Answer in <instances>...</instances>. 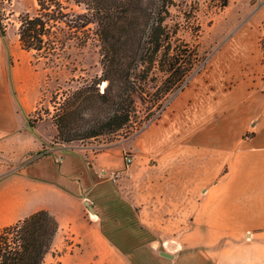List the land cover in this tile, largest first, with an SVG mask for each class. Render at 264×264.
I'll return each mask as SVG.
<instances>
[{"label": "rangeland", "instance_id": "obj_1", "mask_svg": "<svg viewBox=\"0 0 264 264\" xmlns=\"http://www.w3.org/2000/svg\"><path fill=\"white\" fill-rule=\"evenodd\" d=\"M176 3L185 6V0H176ZM213 3L214 0H186L187 8L197 14L194 19L201 24L202 30L199 35L193 33L197 23L192 19L191 23L185 24L181 36L193 47L196 46L199 56L194 60V69L164 101L167 108L183 89L196 86V79L191 80L196 73L201 72L199 76L205 81L201 87L203 91L198 89L202 100L198 108H190L192 111L189 115L201 118L205 134L200 138L201 141L192 142L191 138L195 137L190 135V131L195 126L192 122L188 123V143L177 147L168 158L157 161L134 149L135 135L128 137L125 134L106 132L70 142L58 138L56 114L61 99L102 75L101 46L95 34L96 23L89 24L88 33L84 36L88 34L90 37H86L85 44L80 43L81 39H71L59 59H50L33 50L23 49L17 34L19 14H34L37 1L0 0L6 14L4 23L7 35L4 43L6 70L10 78L8 86L12 95L23 96L31 106L28 116L31 123H39V128L52 136L51 140L64 146L88 148L92 155L113 151L120 158V163L114 168L119 173L116 178L112 177L111 171H107L104 176L95 169H81L78 165L64 171L66 180L84 183L86 193L97 201V209L89 210L86 214V221L90 225L82 232L76 233L71 227H67L57 234L53 249L46 256L47 262L114 263L99 254L100 245L94 235V229H97L101 236L103 234L110 237V241L114 243L111 247L123 257L122 260L117 257L121 264H264L262 237H254L252 241L243 236L234 239L229 230H226L223 232L224 237L214 241L212 245L193 239L196 198L199 197L202 186L217 179V174L213 173L210 166L213 161H217L216 156L218 163L222 164L220 152H225L222 144L224 140L219 137L223 134L221 127L212 131L214 136L220 138V142H207L211 138L206 136L211 133L208 131V124L210 121L216 124L225 120L226 107L223 101L226 98L225 92L231 89L233 81L225 77L228 72L225 57L221 55L216 63L215 59L209 60L219 54L217 52L244 24L260 19L259 26L264 28V2L260 6L257 0H229L224 8L213 7ZM180 8L172 7L171 22L183 20ZM78 9L81 10L80 7ZM162 75L159 73L158 84L162 81ZM218 75L220 77L215 78ZM105 86L106 82L100 84L101 91ZM212 89H217V94ZM90 113L87 106L82 107V115L76 121V126L79 127L77 130H83L81 128L88 124L92 118ZM20 114L23 118L22 110ZM141 116L142 121L138 120L135 127L144 122L146 127L154 122L145 119V114ZM248 135L250 133L246 134ZM126 152L136 155L130 165L124 160ZM57 166L60 167V163ZM92 213H96L97 217ZM203 241L206 243V240ZM160 251L169 252L174 258L162 256Z\"/></svg>", "mask_w": 264, "mask_h": 264}, {"label": "crops", "instance_id": "obj_2", "mask_svg": "<svg viewBox=\"0 0 264 264\" xmlns=\"http://www.w3.org/2000/svg\"><path fill=\"white\" fill-rule=\"evenodd\" d=\"M258 21L240 27L219 54L209 60L215 59L216 63L221 55L225 57L228 70L225 77L233 81L223 101L225 120L208 124L211 133L206 136L211 138L207 142L217 143L219 137L223 138L225 152H220L222 164L216 156L217 161L210 166L217 179L202 186L196 198L193 239L200 243L212 245L224 237L226 230L234 239L264 238V49L261 45L264 28ZM6 69V48L0 36V228L47 209L59 221L58 233L67 227L82 232L90 225L86 221L90 210L86 202L95 211L97 201L86 193L84 183L66 180L64 171L78 165L81 169H95L99 174L103 170L112 172L120 158L113 151L92 155L88 148L64 146L51 140L52 136L40 129L39 123H30L28 116L32 108L24 97L12 95ZM200 74L196 73L198 77L195 75L191 80L196 79V86L178 93L154 122L135 135L134 149L149 159H166L177 147L188 143L187 124L191 122L195 126L194 130L189 128L190 135L195 137L191 141L202 140L205 132L201 118L189 115L190 108H198L202 100L198 89L205 81ZM212 91L217 94V89ZM216 127L223 131L219 137L212 132ZM247 133L250 135L246 136ZM35 155L38 156L27 160ZM94 235L100 245L99 254L114 262L111 264H121L117 257L120 260L123 257L111 247L114 243L110 237L101 236L97 229Z\"/></svg>", "mask_w": 264, "mask_h": 264}, {"label": "trees", "instance_id": "obj_3", "mask_svg": "<svg viewBox=\"0 0 264 264\" xmlns=\"http://www.w3.org/2000/svg\"><path fill=\"white\" fill-rule=\"evenodd\" d=\"M36 1L34 14L23 12L18 16L17 34L23 49L59 59L71 39L87 42L90 36L84 35L92 22L96 23L95 34L101 46L102 75L59 102L56 127L58 138L65 142L106 132L136 135L144 128L145 122L135 127L138 120L142 121L141 115L150 121L157 118L166 108L168 94L195 67L198 49L181 36L185 24L197 16L187 8L186 0L184 7L176 0ZM228 3L214 0L213 7L224 8ZM174 6L181 7L183 20L171 22ZM5 15L0 5L2 38L7 35ZM201 30L197 23L193 33L199 35ZM261 45L264 49V36ZM159 73L163 74L160 84ZM103 82L106 86L101 91ZM83 106L90 109L92 118L83 130H77ZM59 227L53 213L40 209L0 228V264H58L47 262L46 256Z\"/></svg>", "mask_w": 264, "mask_h": 264}, {"label": "built area", "instance_id": "obj_4", "mask_svg": "<svg viewBox=\"0 0 264 264\" xmlns=\"http://www.w3.org/2000/svg\"><path fill=\"white\" fill-rule=\"evenodd\" d=\"M263 2H264V0H257V4H259L260 6L263 4ZM37 156L38 155L30 156L28 158V160H32V159L36 158ZM135 158H136V155L134 153H132V152H126L125 155H124V160H125L127 165H130L134 161ZM106 173L107 172L105 170H103L101 172L102 175H106ZM111 175H112V177L116 178V177L119 176V173L114 170V171L111 172Z\"/></svg>", "mask_w": 264, "mask_h": 264}, {"label": "water", "instance_id": "obj_5", "mask_svg": "<svg viewBox=\"0 0 264 264\" xmlns=\"http://www.w3.org/2000/svg\"><path fill=\"white\" fill-rule=\"evenodd\" d=\"M86 204H87V206H88V208H89L90 210H94V208L89 204V202H86ZM160 254H161L162 256H165V257L174 258V255H173V254H171V253H169V252H166V251H160Z\"/></svg>", "mask_w": 264, "mask_h": 264}, {"label": "bare ground", "instance_id": "obj_6", "mask_svg": "<svg viewBox=\"0 0 264 264\" xmlns=\"http://www.w3.org/2000/svg\"><path fill=\"white\" fill-rule=\"evenodd\" d=\"M93 217V215H91Z\"/></svg>", "mask_w": 264, "mask_h": 264}]
</instances>
